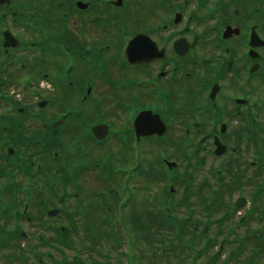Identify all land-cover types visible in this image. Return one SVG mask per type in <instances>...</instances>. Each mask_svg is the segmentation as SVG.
<instances>
[{"label":"flooded vegetation","instance_id":"obj_1","mask_svg":"<svg viewBox=\"0 0 264 264\" xmlns=\"http://www.w3.org/2000/svg\"><path fill=\"white\" fill-rule=\"evenodd\" d=\"M80 1L85 8L75 14L70 0L61 1L68 14L55 11L62 9L56 0L42 1L54 16L85 29L68 33L62 26L58 42L51 39L55 48L46 47L45 62L36 58L30 65L22 54H39L34 43L40 42L31 37L35 29L29 27L30 41H24L27 25L8 10L15 0L0 6V248L30 244L29 235L18 232L22 225L50 229L45 215L58 188L66 199L107 197L101 182L111 186L110 196L119 183L113 169L132 165L133 145L147 170L153 138L172 151H194L192 161L203 152L197 172L208 160V199L229 200L231 193V203L238 199L218 206L227 213L221 232L239 247L220 264L236 261L246 244L254 248L248 254L254 264L264 242V222L256 215L264 216V208L251 206L247 191L251 181L264 180V46L250 35L254 30L264 40V0ZM134 9L142 15L130 16ZM5 31L18 48L5 46ZM141 112L143 120L159 117L167 128L164 137L134 136ZM96 124L106 126L102 140L92 132ZM249 153L254 159L246 158ZM54 165L59 175H53ZM91 176L96 190L82 194ZM138 176L142 187V170ZM50 241L46 236L40 244Z\"/></svg>","mask_w":264,"mask_h":264},{"label":"rangeland","instance_id":"obj_2","mask_svg":"<svg viewBox=\"0 0 264 264\" xmlns=\"http://www.w3.org/2000/svg\"><path fill=\"white\" fill-rule=\"evenodd\" d=\"M58 13H60V11L58 10ZM129 15L130 16H141L142 15V11H139L138 9H134V10H130L129 12ZM78 18H76L77 20ZM74 20L73 17H70V22ZM80 21L78 19V22L77 24H79ZM67 26V31L68 33L71 32V31H75V32H78V31H81V29H85V26L83 24H79L77 27H72L71 26V23L69 24V22L67 24H65ZM87 31V30H86ZM261 98L263 99L264 98V87L262 88L261 90ZM181 138L183 139V136L182 135H176V138ZM180 139V143L182 142ZM183 144V143H182ZM169 147V146H167ZM150 148V147H149ZM151 148L153 150H156L155 153L157 151H160V150H157V147L155 146H151ZM180 153V152H178ZM169 154L172 155V149H170L169 151ZM178 156V154L175 152L174 156L173 157H176ZM183 167V166H182ZM208 168V160L206 161V166H205V169L204 171H206ZM180 171H182V168H179ZM200 174H198L199 176ZM95 178L96 176H91V177H87L82 185V187L80 188V192L82 194L85 193V195L88 194V190H92V188L94 187V189L96 190V183H95ZM140 179L141 177L140 176H137L136 174L134 175L133 179H132V184L135 188H137V196H136V202L133 203V206L127 204L125 206V209H124V215H125V218L126 220L129 218L130 216V212H131V207H133L134 210H136L139 215H140V219H146V213H147V210L144 211V209L142 210L141 208L143 207V201L142 200V196H147L146 192L144 193L143 191H139L138 192V185L140 184ZM81 183V181H80ZM146 183V181H145ZM138 184V185H136ZM197 184V180L194 181V186ZM177 185H179V183H177ZM93 186V187H92ZM162 184L161 186L159 187L160 189H162ZM111 187V186H110ZM108 184H104V183H101L100 182V189L101 190H104L107 194V199L106 201L108 202V205L110 206V211L112 212L113 214V210H114V207H115V204H113V201H112V195L113 193H118L117 194V197H120L121 196V193L120 191H118V189L116 190L115 189V186L114 188L112 189L113 191L111 192L110 196L108 195V189L110 188ZM60 188L56 189L54 192V195L52 197V200L51 202L56 205L60 199V193L61 190H59ZM159 191V190H158ZM206 191V190H204ZM151 193V192H150ZM115 196V195H113ZM177 197H178V194H177ZM78 198H68L67 199V204L66 205L68 208H70L69 212L74 211V212H77V213H74V215L79 218V220H81L79 223H75V225H80V227H76V229L74 230H71L72 232H70L69 234V239H70V236H71V246L70 248H68L67 252H66V256L68 257V260H72L74 256H78L79 259H82V261H84L85 263L84 264H88V263H92L93 260H97L99 263L103 262L105 263L108 262L107 259H110L111 261V264H126L125 262V259H123L124 257L122 256V254H124L125 252V246L123 244H121V247H120V244H118L117 247L115 248H109V242L106 243L105 241V236L104 234L103 235H99V233H97V238H99L100 240H96L94 238V233H92V230H89V223L90 222H96L97 219L102 218V213H100L99 215L96 214V213H87V211H82V208L83 206L82 205H85L86 206V201H87V198L84 199V202H79L77 201ZM192 201H194V198H192ZM199 201L197 202H193L191 203L193 206H195V209H196V213L194 214V218H199L200 217V212L203 211L200 204H198ZM131 206V207H130ZM87 210V209H86ZM142 210V211H141ZM179 211V216H183L187 213V209H185V207H178L177 209ZM115 211V210H114ZM104 215L103 216H108L109 217V213H107L105 210L103 211ZM262 215V214H261ZM256 215L257 217L260 216L261 217V221H263V215ZM144 216V217H143ZM197 216V217H196ZM62 219V218H60ZM55 221V220H53ZM62 221V220H61ZM113 221V220H111ZM87 222V223H86ZM96 224V223H95ZM28 228V227H27ZM31 231V232H34L36 230H39L38 228H35L34 226H32L31 229H28V231ZM132 233L134 234V244L137 246L138 248V252L136 253V257L138 258V260L141 262H139L138 264H166L167 262V259H173L172 257L173 256H165V255H160V251H159V244H160V239L162 237V234H156L155 236H153V241L152 242H147V245H148V251L144 254L143 252V248H144V242H141L140 240V232H134L132 231ZM162 233V232H160ZM137 234V235H135ZM164 238V237H163ZM93 239H95L97 241V243H95L96 245L94 246L93 245ZM70 243V242H69ZM90 243H92V245H90ZM179 245V242L176 243V246ZM93 246V247H92ZM235 243H233V240L232 242L230 241V243H227L225 245V249L229 250V249H238V247H235ZM179 247V246H178ZM190 247H191V244H190ZM9 248H12V247H9ZM87 251H86V249ZM111 251V256L112 257H109L108 255L107 256H104V255H101L102 253H105V251ZM155 250V252L153 253V251ZM214 250H216V247L214 248ZM241 250V249H240ZM254 251V248L250 245V244H246V247H245V253L242 252V253H237L234 257V259L237 258V260H232L233 262H230V263H233V264H247L246 262H248V254L250 252H253ZM141 252H142V255H141ZM168 252V250H167ZM166 252V254H167ZM139 253H140V256H139ZM26 256L27 254L24 253ZM54 254V252H53ZM15 255H18L15 251H12V250H9V249H6L5 251H0V264H22L24 262L19 260V259H16V260H7V259H12L13 256ZM51 255V254H50ZM213 255V254H212ZM146 256V257H145ZM45 258V256H44ZM88 258H90V261L88 260ZM28 259L30 261L33 260V257H28ZM105 260V261H104ZM223 261V257L221 256V258H219L218 260V263L220 264L221 262ZM179 264H184L183 263V259H179ZM95 263V262H94ZM195 264H209V258L208 256L206 255H203L201 258H197L195 261H194ZM97 264V263H96ZM254 264H264V256H260L258 257V259L256 258V260L254 261Z\"/></svg>","mask_w":264,"mask_h":264}]
</instances>
